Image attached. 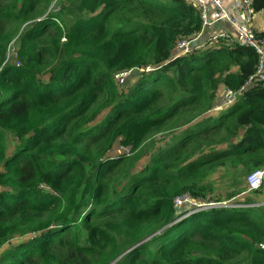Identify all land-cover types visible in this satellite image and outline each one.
<instances>
[{"label": "trees", "instance_id": "trees-1", "mask_svg": "<svg viewBox=\"0 0 264 264\" xmlns=\"http://www.w3.org/2000/svg\"><path fill=\"white\" fill-rule=\"evenodd\" d=\"M42 1L0 0V264H264V204L230 202L246 189L215 200L241 206L174 205L207 203L220 166L264 169V83L242 89L255 50L215 34L179 50L203 29L195 0H68L43 18Z\"/></svg>", "mask_w": 264, "mask_h": 264}, {"label": "built area", "instance_id": "built-area-1", "mask_svg": "<svg viewBox=\"0 0 264 264\" xmlns=\"http://www.w3.org/2000/svg\"><path fill=\"white\" fill-rule=\"evenodd\" d=\"M195 2L201 12L203 29L197 35H194V37L179 41V50H183L184 53L189 52L192 49V46H194L195 43L202 37L204 30L213 24L212 20L208 17V6L209 4H212L216 8L218 14L214 21H218L219 19L228 20V22H230L241 33V45L253 48L258 55L256 71L248 78L246 84L242 86V89L251 86V84L256 81H262L264 83V33H260L252 25V21L256 13L253 8V1L240 0L241 11L243 12L245 18L244 23L238 22L232 15H230L222 0H195ZM220 37H224L229 40L231 39L230 36L225 33L215 34L211 39L214 42ZM247 179L250 185L249 189H259L263 185L264 169H258L251 172ZM184 203H191V206L195 207L203 206L200 202L192 200L189 195H182L175 199V205L177 206Z\"/></svg>", "mask_w": 264, "mask_h": 264}, {"label": "rangeland", "instance_id": "rangeland-1", "mask_svg": "<svg viewBox=\"0 0 264 264\" xmlns=\"http://www.w3.org/2000/svg\"><path fill=\"white\" fill-rule=\"evenodd\" d=\"M68 0H51L49 3L48 2H44L42 1L41 4L38 5L37 10L40 11L37 14H40V16L43 18L46 15H48L50 13V11L53 12H60L61 8L63 6L64 3H67ZM35 20V19H33ZM31 22V21H29ZM25 26V24L22 25L21 28H23ZM254 27V25H253ZM255 28V27H254ZM260 33H264L262 31L259 30ZM17 45V40L16 38H14L8 45V48L5 52L6 55V61H17V55H16V50L15 46ZM16 64H18L16 62ZM224 88V87H222ZM226 91L225 89L221 90ZM224 102V101H223ZM223 102H221V106L223 105ZM226 102V101H225ZM215 112V111H214ZM210 112H208L207 114H209ZM212 114V113H211ZM219 116L215 117V119L213 120L214 122L219 121ZM170 132H166L163 135L160 133L158 135H156L154 137L153 140L150 141V145H152V149L154 148L155 150L157 145H163L164 142V137L163 136H169ZM179 143L175 144L172 146L173 149H176L177 147H179ZM121 147L117 144L116 147L114 148L113 152L114 153H121ZM153 151V150H152ZM233 164L230 165V167ZM230 169V170H229ZM226 169V167H222L220 166L219 168H217L213 173L210 174L208 181L206 182V185L208 187V194H207V198L206 201L207 203H205L203 206L199 207L198 209H206V208H211V207H216V206H221V205H228L230 203H217L215 200H223V201H228L229 199H227L230 194L232 193V191L239 189V187H242V191L243 189H246L245 191L241 192V193H237L235 195L234 198H231L230 202H234V201H243L249 200L251 203L254 202L256 205L259 204H264V180H263V185L258 189L259 193L255 194L252 193L251 189H249V182L247 177L249 176L250 173H245V171L242 168H238L237 172L232 171V168ZM235 180L239 182V185L235 184ZM221 201V202H223ZM175 205V204H174ZM250 205V204H249ZM253 205V204H251ZM184 206V204L181 205H175V207H182ZM230 206H237L235 204H232ZM148 239V238H147ZM145 239V240H147ZM131 249V248H130ZM121 257V256H120Z\"/></svg>", "mask_w": 264, "mask_h": 264}, {"label": "crops", "instance_id": "crops-1", "mask_svg": "<svg viewBox=\"0 0 264 264\" xmlns=\"http://www.w3.org/2000/svg\"><path fill=\"white\" fill-rule=\"evenodd\" d=\"M225 8L228 10L230 15H232L238 22L244 23L245 18L243 15V12L241 11V4L240 0H222ZM217 10L216 8L212 5L209 4L208 6V17L210 20H212L213 24L206 28L204 30V33L202 34V37L198 40L200 43L198 46L201 47V45L208 41L209 37L211 34H228L230 36V41L231 42H238L241 44V33L230 23L228 20L225 19H219L218 21H214L217 17ZM252 25H254L255 29L257 31H262L264 32V10H261L259 12H256L252 21ZM222 89L225 88H220L219 93H218V103L220 104L219 107H217L211 114L213 117H217L219 115V110L223 108H227L228 105L230 104L228 102L230 98V93H227L226 91H221ZM224 101V102H223ZM226 101V102H225ZM221 102H223V105L221 106Z\"/></svg>", "mask_w": 264, "mask_h": 264}, {"label": "clouds", "instance_id": "clouds-1", "mask_svg": "<svg viewBox=\"0 0 264 264\" xmlns=\"http://www.w3.org/2000/svg\"><path fill=\"white\" fill-rule=\"evenodd\" d=\"M197 42H198V41H197ZM197 42H196V43H197ZM196 43H195V45H196ZM203 205H204V204H203ZM235 205H237V206H241L240 204H235ZM198 208H199V207H198Z\"/></svg>", "mask_w": 264, "mask_h": 264}, {"label": "water", "instance_id": "water-1", "mask_svg": "<svg viewBox=\"0 0 264 264\" xmlns=\"http://www.w3.org/2000/svg\"><path fill=\"white\" fill-rule=\"evenodd\" d=\"M230 205H232V204H230Z\"/></svg>", "mask_w": 264, "mask_h": 264}]
</instances>
